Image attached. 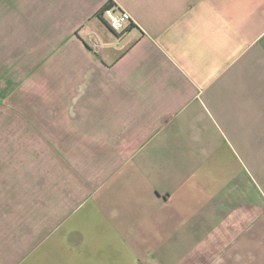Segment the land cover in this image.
<instances>
[{"label":"crops","instance_id":"0c3cea01","mask_svg":"<svg viewBox=\"0 0 264 264\" xmlns=\"http://www.w3.org/2000/svg\"><path fill=\"white\" fill-rule=\"evenodd\" d=\"M0 25L74 162L0 170V264H264V0H0Z\"/></svg>","mask_w":264,"mask_h":264},{"label":"rangeland","instance_id":"374dc122","mask_svg":"<svg viewBox=\"0 0 264 264\" xmlns=\"http://www.w3.org/2000/svg\"><path fill=\"white\" fill-rule=\"evenodd\" d=\"M13 35L0 25V170L22 171L28 183L38 178L39 184H47L53 169H67L74 162L52 159V145L42 143L41 138L51 136V129L41 128L36 108L39 95L50 96L52 88L39 89L42 72L35 69V63L27 66V70L33 68L28 75L20 72L18 63L24 60L26 49H15Z\"/></svg>","mask_w":264,"mask_h":264},{"label":"built area","instance_id":"2783aa9c","mask_svg":"<svg viewBox=\"0 0 264 264\" xmlns=\"http://www.w3.org/2000/svg\"><path fill=\"white\" fill-rule=\"evenodd\" d=\"M113 9L114 8L105 9L102 16L106 18L108 27L112 32L121 34L126 26L131 23V18L125 12L115 14Z\"/></svg>","mask_w":264,"mask_h":264},{"label":"trees","instance_id":"16d2710c","mask_svg":"<svg viewBox=\"0 0 264 264\" xmlns=\"http://www.w3.org/2000/svg\"><path fill=\"white\" fill-rule=\"evenodd\" d=\"M109 8H113V5L112 4H108L107 6H105L101 11H100V16L102 15L103 11L105 9H109Z\"/></svg>","mask_w":264,"mask_h":264}]
</instances>
